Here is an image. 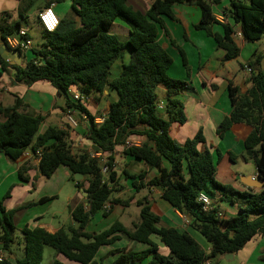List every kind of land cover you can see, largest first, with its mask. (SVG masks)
<instances>
[{"label": "trees", "instance_id": "trees-1", "mask_svg": "<svg viewBox=\"0 0 264 264\" xmlns=\"http://www.w3.org/2000/svg\"><path fill=\"white\" fill-rule=\"evenodd\" d=\"M62 1L50 0L45 7L52 2ZM220 2L152 0L150 8L141 12L130 6L128 0H72L74 17L60 19L58 28L52 33L43 31V42L38 48L31 49L33 57L25 66L8 65L0 54V66L12 73L15 82L26 86L38 81L50 82L57 93L65 97V111H76L87 121L84 137L92 144L91 148H82L74 153L66 131L50 127L39 133L45 117L31 115L29 105L21 98L15 97L11 106L0 104V154L18 161L27 149L35 151L41 148L43 153L38 165L41 177L49 179L60 166H65L72 173V181L75 182L76 174L83 176V180L76 182V187L88 193L85 200L87 205L84 202L72 212L76 226L62 228L56 233H49L40 227H24L20 231L24 245L22 258L15 263L4 258L0 264H42L46 247L72 262L99 264L95 260L99 250L103 246L113 245L122 236L149 248L139 252L114 250L110 254L118 256L112 264H202L206 259L213 261L219 256L234 255L255 237L264 236V184L257 193L237 192L230 186L220 184L212 153L198 148L205 142L202 131L184 143H179L170 134L173 123L186 122L184 105L177 96L193 90L189 82L168 75L173 58L158 42L162 29L180 52L189 73L185 52L172 39L164 22V18L177 21L174 7L180 4L199 7L201 18L195 28L213 38L216 47L225 53L224 62L236 60L240 55L234 38L237 27L247 43L264 39V0H229V5L222 11L229 20L224 24L216 20L213 10V6ZM118 20L131 28L124 40L114 33ZM3 21L6 20H0V32L7 44V38L16 36L21 30V22L10 24ZM214 25H220L222 33L215 32ZM27 39L32 40L30 34ZM126 51L130 54L129 62L122 66L121 74L111 80L112 66ZM263 60L264 54L255 53L248 62L253 73L246 93L238 94L235 88L230 87L232 111L220 124L218 135L223 138L235 124L251 127L252 132L245 140V147L252 152L258 173L264 181ZM160 87L167 94V119L161 117L158 110L156 91ZM108 89L117 92L118 100L111 103L109 113L101 123L96 122L97 117L85 105L74 102L70 94L71 91L80 90L99 101ZM136 138L144 141L136 147L125 146L127 141ZM117 147L124 148L123 155L142 162L148 170L158 172L157 176L145 183L147 171L136 176L123 171V175L133 179L135 191L148 187L161 190L163 199L185 215L190 226L211 244L209 254L187 232L161 226V218L152 212L147 197L138 201L141 208L139 220L130 227L116 221L99 233L86 230L91 217L101 211L107 217L112 211V204L122 202L112 199V195L120 191L113 156ZM93 153L108 155L105 157L108 172L103 173L101 159L92 157ZM218 155L221 158V153ZM29 170L27 164L19 168L22 182H29ZM212 188L221 192L223 201L236 203L232 196H238V202L242 203H239L237 216L219 218L218 206L213 211H203L198 197L202 192L213 196ZM9 195L8 192L5 198ZM48 200L44 198L39 204ZM128 202L126 200L124 206ZM106 203L111 204L110 209H104ZM15 213L7 211L3 201H0V246L8 252L17 239L13 220ZM154 236L168 248L167 255L160 252ZM52 264L61 263L55 260Z\"/></svg>", "mask_w": 264, "mask_h": 264}, {"label": "crops", "instance_id": "crops-1", "mask_svg": "<svg viewBox=\"0 0 264 264\" xmlns=\"http://www.w3.org/2000/svg\"><path fill=\"white\" fill-rule=\"evenodd\" d=\"M128 3L134 9L146 12L150 8L152 0H128ZM228 5L229 0H221L220 4L213 6L215 16L219 17ZM31 10L32 3H28V0H0V16L2 14L9 16L7 18L9 23L20 21L18 18L14 20V16L25 18ZM174 14L177 21L164 18V22L172 39L185 52L186 58L188 55L189 57L191 56L190 60L187 58L189 73L183 65V60L181 59V61L179 58L178 53L180 52L172 45L171 38L162 29L159 31L158 42L173 58V65L170 67L168 75L173 79L189 82L193 90L180 93L177 96L184 105L186 122L184 124L173 123L170 134L179 143H184L188 139L194 138L199 131H202L205 142L200 144L198 148L201 151L208 150L212 153L214 163L217 166V181L222 185L232 187L237 192L257 193L262 187H249L244 184V182L258 175L252 152L245 147V140L252 132V128L246 124H235L225 133L223 138L219 137L218 129L225 117L229 116L232 111L230 87L235 88L238 94H244L251 85L249 82L250 75L244 71L241 65H247L255 53H261L258 52V49L253 50V47H249L248 44L250 43H247L244 39L236 38V43L240 48V55L236 60L224 62L225 53L216 47L213 38L207 36L204 31L195 28L201 18L199 7L195 5H176ZM67 15L62 13L59 18L64 19ZM121 22L123 21L118 20L116 22L117 30L114 33L127 38L131 28L125 22ZM21 28H23L22 23ZM237 28L239 30V27ZM213 30L218 33L223 31L220 25H214ZM184 40L189 41L191 45ZM244 48L251 50V58L247 62L241 63L239 59ZM30 53L31 50L21 53V65L25 66L32 59L33 55ZM129 60L130 54L129 51H126L123 57L118 59L112 66L110 70L111 80L121 74L122 66L127 64ZM233 62H237L239 68H236ZM6 63L14 65L11 60L7 62L6 59ZM158 89L165 92L163 98H158V105L163 107L161 109L159 106L158 110L160 116L167 119V94L164 88L160 87ZM6 94L11 95L13 101L8 102ZM15 97L21 98L29 105L28 112L31 115H42L45 117L39 128L40 134L50 127H56L68 133V142L74 153L82 148H91L92 144L84 137L87 121L78 114H74V118L78 120V126L72 127L68 124L66 116L71 111H65L66 99L57 93L50 82L38 81L31 86L19 84L14 81L9 70H3L0 66V104L6 107L11 106ZM117 100V92L113 89H108L99 101L90 96V100L85 104V107L92 115L97 117L96 121H98L101 117L108 115L111 103ZM133 141H138L141 144L144 139L136 138ZM123 149V147H117L113 154L119 175L117 188L120 191L115 192L118 193L116 196L113 197L112 195V199L122 202L112 204V211L107 218L98 214L91 217L86 230L90 233L102 232L116 221L121 222L120 218L125 216L127 209L132 207H135L140 215L141 208L138 206V201L147 197L152 212L161 218V226L174 228L179 232H187L198 242L205 253L209 254L212 250L211 244L199 232L185 223L183 214L172 208L163 199L161 190L148 187L139 192L135 191L132 187L133 179L123 175V171H127L131 176L147 171L145 183L157 176L158 172L156 170H148L142 162L123 155ZM218 153H221V158H219ZM107 156V154L104 155V157ZM25 164L30 167L28 171L29 182H22L19 177V168ZM38 165L39 162L36 160L27 161L21 158L18 161H12L5 155L0 154V201H3L7 211H16L13 219L17 229L16 233H19L24 227H29L30 229L40 227L49 233H56L62 228L76 226L72 212L78 205L85 202L86 197L82 192L84 189L76 187L77 181L71 180L72 173L67 167L60 166L51 178L46 179L40 176ZM59 175L62 176L59 186L51 185L47 189L51 180ZM71 183L73 185H70ZM211 190L213 191V196L208 195L214 205L218 206L220 212L225 215V219L239 214V203L242 202H238L237 195L232 196L236 203L227 201V204L223 207L224 203L220 204L223 202L221 192L213 188ZM8 192L10 195L5 198ZM44 198H49L50 200L39 204V201ZM126 200L129 202L124 206L123 203H126ZM60 201L62 202L61 206L58 205ZM84 204L87 205L86 202ZM120 207L122 209H119ZM116 212H119L120 217H114L113 222H111L109 219ZM95 219L96 221L94 222L96 223L94 224L93 220ZM138 220L136 218V220H132V223ZM121 223L127 227L132 225V223L130 225L124 222ZM67 225L69 226L67 227ZM153 238L159 244L160 252L167 255L169 253L168 248L161 245L157 237L154 236ZM23 248L24 245L21 242L17 244L16 239L9 252L4 251L0 246V253L7 261L15 263L22 258ZM148 248L147 245L133 242L122 236L113 245L103 246L95 260L99 264H112L118 256L110 254L114 250L126 249L127 251L139 252ZM45 251L46 249H44V255ZM53 260H57L61 264H79L69 261L61 254L54 256ZM53 260H50L49 264H52ZM213 264H215V260H213ZM217 264H264V236H257L248 242L242 250L233 255V259H226L225 256L218 258Z\"/></svg>", "mask_w": 264, "mask_h": 264}, {"label": "built area", "instance_id": "built-area-1", "mask_svg": "<svg viewBox=\"0 0 264 264\" xmlns=\"http://www.w3.org/2000/svg\"><path fill=\"white\" fill-rule=\"evenodd\" d=\"M56 6H57V3L52 2L48 7L43 8L38 13L39 23L42 26L43 30L47 33L54 32L60 24V18L57 16V14L55 12ZM216 20L222 24L229 22V20L223 14H221L219 17H216ZM28 35H29V31L21 28V30L19 31L17 36L7 38V44L6 45L11 49L20 50L21 53L28 52L32 49V46H33L32 40L27 39ZM234 38L235 39L236 38L244 39L243 34L240 30H236V32L234 33ZM9 61H10V59H7V62H9ZM243 69L250 76L253 73L252 68L248 64L244 65ZM70 94H71L72 100L76 103H81V104L85 105L90 100V96L84 95L83 93H81L80 90L71 91ZM159 106L160 105H158V108H159ZM160 108L162 109L163 107L160 106ZM74 114H78V113L76 111L72 110L71 113L67 114L66 117L68 120V124L70 126L77 127L78 126V120L76 118H74ZM103 120H104V118L101 117L96 122L101 123V122H103ZM139 145H140V142L133 141V140H131V141L129 140L125 144V146L127 148L136 147ZM42 153H43V151L41 148H39L35 151L29 148L23 153L22 158L26 159L27 161L36 160V161L40 162V160L42 158ZM92 157L100 158L101 159V168H102L103 173L108 172V168L105 165L106 159L104 156H102L101 154H94L93 153ZM198 201L202 204V209L204 212L213 211V209L215 208V205H214L211 197L204 192L200 193V195L198 197ZM110 207H111L110 203H106L104 205V209H106V210L110 209ZM218 217L221 219H225V215L221 212L218 213ZM183 219H184L186 224L190 225V221L185 215H183ZM3 260H4V256L0 253V262H2ZM202 264H213V261L210 259H206Z\"/></svg>", "mask_w": 264, "mask_h": 264}, {"label": "rangeland", "instance_id": "rangeland-1", "mask_svg": "<svg viewBox=\"0 0 264 264\" xmlns=\"http://www.w3.org/2000/svg\"><path fill=\"white\" fill-rule=\"evenodd\" d=\"M50 0H28V3H32V10L30 13H28V15L25 17V18H21L19 16H14V20H16V18H18V20L21 21L22 23V27L23 29H26L29 31V34L31 35L32 37V40H33V46L35 48H38L40 46V44L43 42V28L42 26L39 24V22L37 21V16H38V13H39V10H42L43 8H45L46 4L49 2ZM71 5H72V0H64L62 2H59L58 3V7L55 8V12L57 14V16L59 17L60 14H68L66 18H73V12L71 10ZM36 12V13H35ZM9 17V16H8ZM6 15H1L0 16V20H6V21H3L4 23L8 22L7 21V18H8ZM17 22V21H16ZM9 23V22H8ZM11 23H15L14 22H11ZM10 23V24H11ZM123 23V22H121ZM17 36V35H16ZM121 38L124 40L126 37H123L121 36ZM185 41V40H184ZM187 42L188 44L191 45V43L189 41H185ZM249 47H253V50L254 49H258V52H260L261 54H264V39H262L261 41L257 42V43H250L248 44ZM31 55L32 52L30 53ZM179 55V58L180 60L182 59V56L180 53H178ZM189 60L191 59V56L187 57ZM251 58V50L249 48H244L242 49V52H241V58L239 59V61L241 63H245L247 62L249 59ZM183 60V59H182ZM181 60V61H182ZM234 65H236V68H239V64L237 62H233ZM262 69H263V72H264V60H263V63H262ZM114 71H115V68H114ZM159 99L163 98L165 92L160 90V89H157L156 91ZM6 99L7 101H13V98L11 95L9 94H6ZM248 154V153H247ZM56 178L52 179L51 180V184L49 183V186L47 187V189L51 186V185H54V186H59V182L62 180V176L59 175V176H55ZM70 185H73V183H71ZM87 183L85 184V187H87ZM118 193H114L113 194V197L116 196ZM62 202H58V205L61 206ZM224 203V204H223ZM223 207L225 206V204H227V200H224L223 202L220 203ZM119 209H122L121 207ZM98 215H101V217H104L102 215V211L97 213ZM96 214V215H97ZM114 217L118 218L120 217V214L119 212H116L115 214L112 215V217L109 219L111 222H113L114 220ZM104 218H107V217H104ZM137 220L139 219V214L136 210L135 207H132L130 209H127L126 211V215L123 216L121 219V222H124L128 225H130L132 223V220ZM107 220V219H105ZM96 221L93 220V223L95 224ZM69 225H67L68 227ZM16 237H17V244H19L21 242V244L23 245V235L21 234V232H17L16 233ZM46 251H45V255H44V260L42 262V264H49V261L50 260H53L54 259V256H58L59 254H57V252L50 248V247H46L45 248ZM218 258H222V256H219ZM218 258L215 259V263L217 264V261H218ZM54 261V260H53Z\"/></svg>", "mask_w": 264, "mask_h": 264}, {"label": "water", "instance_id": "water-1", "mask_svg": "<svg viewBox=\"0 0 264 264\" xmlns=\"http://www.w3.org/2000/svg\"><path fill=\"white\" fill-rule=\"evenodd\" d=\"M0 45H1L0 54L2 55L4 59H10L11 61H13V64L21 65V53L17 50L9 48L6 45L5 41L3 40L2 35H1ZM94 150L97 151L98 149L94 148ZM75 180L81 181L83 180V176L80 174H76ZM244 184L249 187L261 188L263 187V184H264L263 176L258 173L257 177L249 179L247 182H244ZM82 192L85 197L88 196V193L86 191L82 190ZM225 257L226 259H233V255H226Z\"/></svg>", "mask_w": 264, "mask_h": 264}]
</instances>
